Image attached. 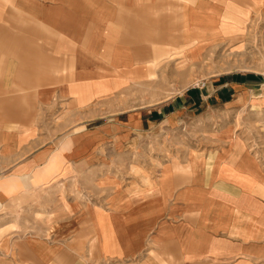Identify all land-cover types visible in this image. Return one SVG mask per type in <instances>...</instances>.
Segmentation results:
<instances>
[{"label": "crops", "instance_id": "0c3cea01", "mask_svg": "<svg viewBox=\"0 0 264 264\" xmlns=\"http://www.w3.org/2000/svg\"><path fill=\"white\" fill-rule=\"evenodd\" d=\"M263 29L264 0H0V264H264V157L152 152L183 100L152 119L118 97L168 46Z\"/></svg>", "mask_w": 264, "mask_h": 264}, {"label": "rangeland", "instance_id": "374dc122", "mask_svg": "<svg viewBox=\"0 0 264 264\" xmlns=\"http://www.w3.org/2000/svg\"><path fill=\"white\" fill-rule=\"evenodd\" d=\"M190 43L168 46L165 62L150 64V77L130 79L127 85L134 93L118 96L119 110L146 107L156 119L161 116L154 107L181 98L183 103L175 118L154 129L156 139L149 144L152 152L199 156L203 161L207 155L241 141L248 150L264 157V29L214 46L196 48L195 41ZM231 75L257 77L256 83L245 86L257 88L252 99L186 102L189 91L201 89L206 96L208 87L223 86Z\"/></svg>", "mask_w": 264, "mask_h": 264}]
</instances>
